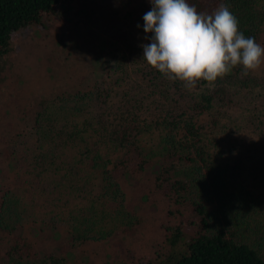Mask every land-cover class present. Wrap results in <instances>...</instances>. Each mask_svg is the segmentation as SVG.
<instances>
[{
  "label": "trees",
  "instance_id": "obj_1",
  "mask_svg": "<svg viewBox=\"0 0 264 264\" xmlns=\"http://www.w3.org/2000/svg\"><path fill=\"white\" fill-rule=\"evenodd\" d=\"M78 1L0 0V71L15 62V33L53 15L72 19ZM187 2L208 14L223 3L245 37L258 42L263 31L264 38L263 18L246 0ZM129 47L134 56L101 59V75L87 85V78L52 85L26 123H0L6 255L15 264H77L68 250L133 228L139 220L123 185L147 171L155 153L145 149L149 137L163 159L154 188L175 206L169 214L191 216L165 224L163 248L142 264H264V79L238 66L188 90L143 60L141 46ZM242 121L258 133L221 135L240 131ZM225 147L234 158L221 162L215 150ZM26 196L31 203L39 197L46 211L32 213ZM26 228L43 230L52 247L37 253Z\"/></svg>",
  "mask_w": 264,
  "mask_h": 264
},
{
  "label": "rangeland",
  "instance_id": "obj_2",
  "mask_svg": "<svg viewBox=\"0 0 264 264\" xmlns=\"http://www.w3.org/2000/svg\"><path fill=\"white\" fill-rule=\"evenodd\" d=\"M246 1L264 21V0ZM150 7V0H79L74 3L72 19L66 21L53 15L39 25L15 33L11 56V62H15L0 71V123L12 127L22 123V119L26 123L38 108L40 96L55 85L75 87L77 80L86 78L83 83L87 85L101 75V59H112L117 54L128 59L134 56L136 52L131 51L129 45L136 48L149 43L143 29V16ZM263 42L262 31L257 43L264 47ZM142 51L144 53L143 47ZM4 59L8 61L9 58L5 56ZM250 72L264 79V64ZM242 126L240 131L228 129L221 135L231 138L233 135L258 133L249 127L246 130L244 121ZM144 143L147 151L155 152L149 156L147 171L127 178L123 185L131 210L139 222L131 229L120 230L105 242H89L68 250L75 253L77 264L145 263L154 252L163 248L164 225L191 216L189 210L177 217L169 214L175 206H171L153 186V178L163 161L160 150L154 139L145 137ZM215 153L221 162L234 158L226 147L222 152L215 150ZM230 178L244 183V176L239 173H231ZM26 198L32 213L38 216L46 211L39 197L36 196L32 203L28 196ZM28 222L27 227L30 224L41 228L40 222ZM26 229L37 253L42 255L52 247L43 230ZM10 239L9 232L0 229V264H15L5 253ZM82 257L85 259L81 260Z\"/></svg>",
  "mask_w": 264,
  "mask_h": 264
},
{
  "label": "clouds",
  "instance_id": "obj_3",
  "mask_svg": "<svg viewBox=\"0 0 264 264\" xmlns=\"http://www.w3.org/2000/svg\"><path fill=\"white\" fill-rule=\"evenodd\" d=\"M150 2L143 29L151 38L142 45L143 60L167 79L192 90L198 82H215L238 66L247 74L264 64V47L245 37L225 4L208 14L187 0Z\"/></svg>",
  "mask_w": 264,
  "mask_h": 264
}]
</instances>
